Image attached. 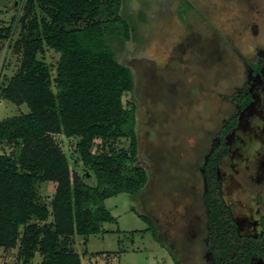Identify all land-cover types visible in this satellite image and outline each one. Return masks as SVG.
<instances>
[{
    "label": "rangeland",
    "instance_id": "1",
    "mask_svg": "<svg viewBox=\"0 0 264 264\" xmlns=\"http://www.w3.org/2000/svg\"><path fill=\"white\" fill-rule=\"evenodd\" d=\"M186 1L194 10L184 22L180 12L185 0H122L134 34L132 41L118 45L116 59L133 75L134 89L125 101L137 104L136 165L147 171L149 181L133 200L123 194L105 202L117 220L103 225L107 233L71 238L83 264H215L208 247L203 168L232 119L233 130L223 137L230 154L218 170L221 191L226 189L222 195L241 236L262 233L264 185L248 174L264 153V0ZM20 2L0 0V29L24 15ZM19 31L18 25L13 40ZM8 45L0 39L3 87L20 65ZM46 61L56 65L58 55L48 50ZM257 64L261 73L253 71ZM240 93L253 96L244 110L236 102ZM27 112L26 106L0 100V121ZM55 142L71 169L94 186V174L80 161L75 142L64 136H55ZM114 147L128 150L129 142L121 140ZM55 190V183L38 184L49 208ZM19 254L18 249H0V264H22ZM225 261L238 264V259ZM42 263L37 253L30 264ZM252 264L264 261L255 256Z\"/></svg>",
    "mask_w": 264,
    "mask_h": 264
},
{
    "label": "trees",
    "instance_id": "2",
    "mask_svg": "<svg viewBox=\"0 0 264 264\" xmlns=\"http://www.w3.org/2000/svg\"><path fill=\"white\" fill-rule=\"evenodd\" d=\"M22 10V17L0 29V39L20 57L17 73L0 85V100L28 109L0 121V150H12L0 153V249H18L22 264L37 253L42 264H83L71 238L107 233L103 225L117 220L105 202L123 194L133 200L149 181L136 165L137 104L125 101L134 89L133 75L116 59L118 45L132 41L134 29L122 0H21ZM191 10L185 0L184 22ZM48 50L58 55L56 65L46 61ZM238 102L246 107L250 95L240 94ZM234 124L230 120L223 133ZM55 136L75 142L94 186L71 169ZM121 140L129 142L128 150L114 147ZM227 154V147L212 153L204 166L209 245L217 264H230L225 260L232 253L238 264H250L254 255L264 260V236H239L219 196L217 166ZM46 182L56 184L50 208L38 192ZM152 230L157 236L154 225Z\"/></svg>",
    "mask_w": 264,
    "mask_h": 264
},
{
    "label": "flooded vegetation",
    "instance_id": "3",
    "mask_svg": "<svg viewBox=\"0 0 264 264\" xmlns=\"http://www.w3.org/2000/svg\"><path fill=\"white\" fill-rule=\"evenodd\" d=\"M252 68H254V69H253L254 72H256V73H261V70H260V67H259L258 64L255 65V66H252ZM240 94L250 95V102H249V104H248L246 107H242L241 104L238 102V96H239ZM240 94L236 95V102L240 105V107L242 108V110H244V109L248 108V107L251 105V103H252V101H253V96H252V94H250V93H240ZM232 120H235V119H232ZM223 129H224V127H223ZM223 129L221 130V133H220L219 145H217V147H215L214 151L211 152V153L209 154V156H210L212 153L220 154V153H221L226 147H227V150H228V154H230V145L224 143V141H223V137H226L228 134H230V133L232 132V130H233V126H232V128H231L228 132H226V133H223ZM221 147H222V148H221ZM228 154H227V155H228ZM227 155H226V156H227ZM209 156H208V158H209ZM226 156H224V157L222 158V160L219 162V164H218V166H217V178H218V180H219V196H220V198H221L223 204L225 205V207L229 210V216H230V218H231L233 224H235V226H236V231H237L238 235L241 236V235L239 234L238 230H237V223H236L235 219L233 218V215H232L231 209H230V207L227 206L226 203H225V199H224L225 197L222 195L221 186H220V185H221V181H220V179H219L218 170H219V168H220V166H221V164H222L223 159H224ZM208 158H207V160H208ZM207 160H206V162H207ZM206 162H205V164H206ZM205 164H204V166H205ZM254 167H255V172L252 173V174L249 173V174H248V177H251V180H252V181L264 185V153H263V158H262L260 161H258V163H256V165H254ZM203 169H204V168H203ZM204 172H205V169H204ZM235 173H237V172H235ZM235 178L238 179L237 177H235ZM206 181H207V180H206ZM207 193H208V191L205 192V194H204V196H203V199H204V201H205V203H206V205H207V208H208V213H207V225H208V235H209V240H210V224H209V220H210V209H209L208 204H207V202H206V200H205V196H206ZM262 225H263V230H262V233H261L260 235H257V236H241V237H258V236H264V221H263ZM156 229H157V227H156ZM157 230H158V229H157ZM157 232H158V231H157ZM209 244H210V242L208 243V247H209V249H210V245H209ZM210 251L213 253V251H212L211 249H210ZM234 255H235V253H232V254H231L232 259H233V256H234ZM213 256H214V258H215V264H217V257L214 255V253H213ZM255 256L258 257L257 255H254L253 258H254ZM253 258H252V262H251L250 264L253 263ZM258 258H260V257H258ZM260 259L263 260L262 258H260ZM263 261H264V260H263ZM175 263H176V264H179V263L176 262V261H175Z\"/></svg>",
    "mask_w": 264,
    "mask_h": 264
},
{
    "label": "crops",
    "instance_id": "4",
    "mask_svg": "<svg viewBox=\"0 0 264 264\" xmlns=\"http://www.w3.org/2000/svg\"><path fill=\"white\" fill-rule=\"evenodd\" d=\"M263 149H264V147H263ZM224 190H226V189H224L223 186H222V192H223Z\"/></svg>",
    "mask_w": 264,
    "mask_h": 264
}]
</instances>
